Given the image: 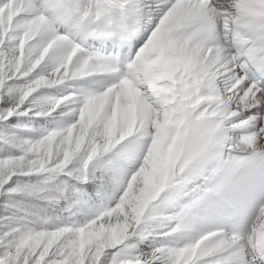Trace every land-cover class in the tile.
I'll return each mask as SVG.
<instances>
[{
    "label": "snow or ice",
    "instance_id": "obj_1",
    "mask_svg": "<svg viewBox=\"0 0 264 264\" xmlns=\"http://www.w3.org/2000/svg\"><path fill=\"white\" fill-rule=\"evenodd\" d=\"M0 264H264V0H0Z\"/></svg>",
    "mask_w": 264,
    "mask_h": 264
}]
</instances>
